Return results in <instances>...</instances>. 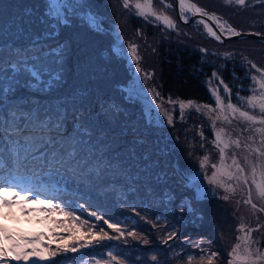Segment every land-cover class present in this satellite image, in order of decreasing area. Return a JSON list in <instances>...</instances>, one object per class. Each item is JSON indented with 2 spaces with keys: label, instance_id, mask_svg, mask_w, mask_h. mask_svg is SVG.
<instances>
[{
  "label": "trees",
  "instance_id": "obj_1",
  "mask_svg": "<svg viewBox=\"0 0 264 264\" xmlns=\"http://www.w3.org/2000/svg\"><path fill=\"white\" fill-rule=\"evenodd\" d=\"M23 1L24 17H20L17 15V8L21 5L17 4L18 0H0V6H5V10L0 8V44L4 46L0 57L6 61L16 60L14 52L23 50L25 56L19 59L26 58L30 65L35 64L41 70V77L37 81L27 74L18 75V85L9 94L7 103L18 106L20 113H32L35 119L31 130L22 135L38 132L47 138L53 137V140L66 137L56 140L51 147L53 151L49 148L47 153V159L52 157L50 162L62 184L59 201L78 198L76 195L80 192L90 210L101 211L103 215L97 222L87 220V225L94 231L91 244L96 243L89 251L65 250L62 245L54 260L73 263L96 258L99 260L94 264H207V256L216 252L213 264H227L230 243L235 239V232L231 237L225 233L235 225L230 202L216 194L208 195L204 188L186 180L185 177L190 176L186 175L185 168L193 166L196 156L193 154V158L187 159L181 155L180 149L177 151L175 144L186 142L185 153L198 149L199 154L203 152L200 142L184 124L173 125L177 134L186 135L180 138L175 135L170 139L176 148L169 151L171 156L165 154L158 137L149 131L136 108L121 97L119 80H115V66L103 51L108 44L106 38L99 37L91 42V48H84L82 40L78 39L82 37L76 32L60 31V35H55L56 31L43 27V22L38 21L40 14L34 0ZM192 1L219 13L241 31L264 34V0H247L243 6L223 0L218 3L217 0ZM88 3L98 10L100 16L115 22H124L122 17L135 10L133 7V10L131 7L116 10L113 0H89ZM170 4L173 19L180 25L176 28L199 31L194 26L180 24L173 0ZM133 16L135 22L130 20L129 23L143 36H148V18L151 23L156 21L149 16L145 19L136 15L134 11ZM25 20L27 25L23 23ZM18 26L23 29L17 30ZM92 32L95 33L93 28L85 32L90 39L93 38ZM232 44L246 51L243 57L238 55L240 49ZM216 45L218 50L210 48L216 54L178 45H174L173 51L165 56L160 54L156 86L160 96L166 100L193 101L209 107L216 104L214 92L226 100L231 95L230 98L238 103H241L240 98L252 95V88L258 89V86L251 80L255 73L251 65L256 53L264 51V43L240 39ZM5 69L9 77L14 74L7 64ZM225 87L228 92L224 91ZM12 99L15 101L10 102ZM41 121L47 127L42 129ZM60 129L62 132L57 131ZM205 131L204 143L211 138L209 131ZM74 136H77V148H73L72 143L67 148L66 142L73 141ZM28 155L22 151L21 166H16L17 169L22 167ZM240 190L238 187L234 193L227 194L243 202L247 195ZM94 193H97L96 201H91L89 196ZM189 204L192 211L188 210ZM108 224H116L119 231H113ZM101 229L108 237L116 238L99 239L103 234ZM130 230L134 235H128ZM172 233L175 235L168 239ZM76 242L78 240L75 246ZM153 256L156 260L152 259ZM189 256L193 257L191 262ZM201 256L205 257L204 261Z\"/></svg>",
  "mask_w": 264,
  "mask_h": 264
},
{
  "label": "rangeland",
  "instance_id": "obj_2",
  "mask_svg": "<svg viewBox=\"0 0 264 264\" xmlns=\"http://www.w3.org/2000/svg\"><path fill=\"white\" fill-rule=\"evenodd\" d=\"M88 1L89 0H83V6L80 8H76L75 14L69 15L67 17V24L60 25L55 30V35H60V31H74L78 34L79 37H82L78 39L82 40L84 48H89L93 40H97L99 37H105L108 44L106 43L103 51L104 53L106 51L105 54L110 56L111 63H113L115 66L116 71L114 72L117 73L115 80H119L118 85L121 88V97L127 100L129 103L131 102L130 105L136 108L139 113L140 119H142L148 125L149 131L154 132V136L158 137L157 141H159L161 148H164V153H167L171 156V153L169 151H173L177 146V151L180 149L182 152L181 155H185L187 159L193 158L194 154V156H196L194 158L195 162H193V166L185 168L186 175L190 177H196V180H194L196 186L202 189L204 188L208 195L213 196L214 194H216L218 198L221 199H223L222 197L224 195H229L225 191L223 192L222 188L215 187L214 185L209 184L205 179V176H211L212 172L214 171L211 165L217 164L219 162V150L213 143V141L215 140L214 132L219 130L220 128H223L224 139H229L228 134L230 133L231 139L234 140L239 138L241 140V149H236L233 146L226 150L227 158L225 160V163L231 164L232 153L236 152L237 158L240 159V162L243 165L244 162L242 156L247 155V152L243 150V144L247 141V137L253 136L255 139V143L252 144V147H258L260 143V134L253 133L252 131H244V129L247 127V124L239 120L238 113L236 114L237 118L233 119L231 112L227 110L226 106L229 101L232 100L233 105L239 107L241 110L248 111L252 115H258L259 110L249 108L247 106L246 100L244 103L234 102L233 99L230 98L231 95L229 94L230 97L227 100L224 98L221 99L225 108V114L229 115L231 119V123H228L223 119H216L217 115L220 113V109L216 107V104L213 106L205 107L191 101V107H185L184 109H181L180 104H188V102L180 100H166L160 96L159 90L156 87L159 71L158 60L160 58V54L165 56L168 52L173 51L175 47L174 45H178L181 47L186 46L188 48L205 52L207 54H216L213 50H218L219 47L216 44L221 43H218L214 39L208 37V35L203 30V26L200 23H197V25H192L196 27L197 30H199H195V32L188 28L183 29L175 27L171 29L162 22L157 21L154 16H149L153 21H156L154 23H151V20L148 18L147 23L150 26L149 28H147V30L150 29L149 35L143 36L135 26H132L129 23L130 20L135 22V19L132 18H135L133 16V11L134 14L137 15L136 9L133 10V8L131 7L133 11L122 17L124 22H115L112 19L100 16L98 10L93 9ZM165 1L168 2L166 4L171 5V0ZM218 1L220 0H217V3ZM223 1L225 2V0ZM245 2H247V0H245ZM34 3L36 4V8L40 14L38 21H44V13L46 11L45 0H34ZM17 4H21L17 8V15L20 17H24V1L18 0ZM113 4L116 10H118V7H124L120 0H113ZM0 8L5 10V6L3 5H1ZM152 9L157 13H163L169 18L171 17L173 22H175L172 16L173 13L171 7H165L164 4L160 3V0H152ZM211 12L214 13V11ZM168 13L171 16H169ZM214 14L223 17L219 13L215 12ZM88 15H93L96 18L97 23L95 25H91L89 23L87 19ZM184 15H188V12H185ZM218 21L222 23V26H224L223 28H226L224 30V33H232V31H229V29H232L233 27L231 24H227L221 19H218ZM23 23L24 25L28 24L26 20ZM40 24L41 23H39V26ZM121 26H123V28ZM43 27L48 30H52L46 23H43ZM88 28H93L95 30V33L92 32V39H90V36L85 33ZM16 29L22 30L23 28L21 26H18L16 27ZM108 38L110 39L108 40ZM209 40L213 41L214 43H211ZM130 45L136 46V54L138 56V60L132 59V54L129 52ZM229 45L230 44H227L226 46ZM232 45L240 49V53H238V55L240 57H243V53H245L246 51L240 48L237 44ZM210 48L213 50H211ZM225 53L230 54L228 52ZM246 57L247 56H244L245 59ZM254 57L255 61H252V64H257L256 66L258 68L264 69V51L257 52L256 56ZM137 67L141 69L140 72L136 71ZM254 71V75L259 76L255 68ZM257 94H259V91L257 92ZM135 104L137 106H134ZM197 108H199L200 111H197ZM169 116L172 117V121L174 124H169ZM213 121H215V126H213ZM180 123L184 124L186 130L189 131L191 135L197 139L198 142H200L199 145L203 148L202 153L198 154V149L194 150L193 153H190V151L188 152V150L187 153H185L187 148L186 142H176V146L175 144L172 145V141L169 142L170 139H174L175 135H178V138H180V136L183 137L184 135H186V133H183V135H180L179 133L177 134L176 129H174V126H176V124L179 125ZM253 127L264 126L256 124ZM205 130H208V134H210L211 136L210 140L206 143L203 142V132H206ZM76 138L77 136H74L73 141L69 139L68 142H66V147L68 148V146L72 143L73 148H77ZM247 142L251 143V141ZM168 145L169 148L167 149L166 146ZM194 148L195 146H192V149ZM204 156L208 157V161L205 164V168L201 169L200 160ZM251 159L254 160L255 157L253 156L251 157ZM101 166H103V164ZM45 169H53V167L49 166ZM94 174L95 173H93L92 175ZM245 174L249 177L248 186L246 187L241 183L238 186L241 189L240 191L247 195L249 188H251L253 193V202L257 203V207L259 208L260 206L264 207V205L256 200L255 188L251 183L252 177L250 169L246 168ZM255 179L257 180V182L264 180V176H261L259 174V170ZM17 183H19V185L16 187H22V189H20L18 196L13 195L11 197V199L15 203H13L11 209H0V213H11L9 216L0 214V222L4 221L7 225H9L7 229L14 236L18 235L24 236L27 239H34L37 233H41L42 235L37 241V246L39 250L45 255H50L49 251L53 252V249L54 252L57 253L62 245L67 246L68 249L75 247L76 251L85 252L89 251V248L96 244H91V240L94 236V231L92 227H89L87 225V220L92 219L94 220V222H97V216L103 217L101 211L92 210V212H95L97 216L90 215V213L92 212L89 211L90 208L86 203V200L82 198H72L71 200L65 202L57 201L54 203V205L52 204L54 210L50 209L49 207H46L45 204L35 202L36 198H34L30 194L33 192V189H35L32 181L23 179L15 180V185ZM227 183L232 184V181H227ZM238 187H236V189ZM26 195H29V197H26ZM49 197H53L54 199L58 198L53 194V192L48 193L43 198ZM89 197L91 201H96L95 197H97V193H94L93 196ZM229 197L230 200H225V202H230L231 210L235 214L233 215L235 225L229 228L230 232H227L225 229L224 231H226L225 233L229 237H231L235 232V239L230 243L231 248L237 242L236 237L243 235V233L238 231L239 225H245V231H247L248 228H256L257 225H261L258 231L252 232V239L260 241L259 245H254L253 247L258 246L262 251H264L263 212H254L250 205L245 206V204L243 202H240V200H238L236 196L229 195ZM238 197H241V195L239 194ZM65 205L69 206L63 207ZM21 207L24 209L23 211H21ZM60 208H63L64 210L60 211ZM245 211H250L251 213H246ZM130 232L132 233L131 230ZM77 240L78 242L76 243L78 244L75 246L74 244ZM82 245L87 246L82 247ZM26 250L31 252L30 247ZM54 259H56V255L51 259H46V261H52V263L55 264H94L97 260H99L96 258H84L82 261L71 263L67 261L63 262L62 260H57V262Z\"/></svg>",
  "mask_w": 264,
  "mask_h": 264
},
{
  "label": "snow or ice",
  "instance_id": "obj_3",
  "mask_svg": "<svg viewBox=\"0 0 264 264\" xmlns=\"http://www.w3.org/2000/svg\"><path fill=\"white\" fill-rule=\"evenodd\" d=\"M235 3L237 5L243 6L245 4V0H225V3L231 4ZM123 6L125 8L133 7L137 10V15L145 17L147 19L148 16H154L157 21L162 22L169 28H174L175 24L171 18L164 15L163 13H157L152 9V0H144L143 3L140 0H135L134 3H130V0H122ZM160 3L164 4L165 7H171L165 3V0H160ZM175 3V0H173ZM83 6V0H45V8L46 11L44 13L45 20L42 21L46 23L53 32L60 26L67 24V17L69 15L75 14L76 8H80ZM179 9H180V18L184 19L185 12L195 11L196 13H200L202 15H209L207 12H204L203 9L197 7L195 4L189 3L188 0H179ZM87 19L91 25H95L96 18L93 15H88ZM209 19H215L214 16L209 15ZM210 35H215L214 32L209 28L208 29ZM232 31V29H229ZM51 35L52 33H48ZM236 34V33H233ZM219 39V37H217ZM9 51H12L11 46H9ZM53 52L56 50L53 49ZM4 52V46L0 44V54ZM129 52L132 54L133 60H138V56L136 54V46L130 45ZM14 55L17 57L16 60H4L0 57V137L7 136V139L12 143H18V141L12 140L13 136L22 135L23 132L31 130V128L35 125V119L32 113H20V109L16 105H9L7 103L9 99V94L13 92L14 86L18 85L17 77L21 74H27L37 81H40L41 70L36 67L35 64L30 65L28 60L25 58L24 60L19 59L22 56H25V52L23 50L17 49L14 52ZM40 59L39 56L36 58ZM5 64H7L13 71V75L9 77ZM252 68L256 69V72L259 74L252 75L251 80L254 84L258 85V89L256 87L252 88V95L247 98H240L241 103H244L246 100L247 106L252 109H258V115H252L248 111L241 110L239 107L233 105L231 102L227 104V110H229L232 114V118L235 119L236 114L238 113V118L241 122L246 123L247 127L244 131H252L253 133L260 134V143L258 147H252V144L255 143V139L253 136L247 137V141H251L248 143L247 141L243 144V150L247 152V155H243V165L240 162V159L237 158L236 152L232 153L231 156V164H226L225 160L227 158L226 150L235 147L236 149H241V140L231 139V134L229 133V139H224V129L220 128L219 130L214 132L215 140L213 141L215 147L219 150V162L217 164H212L211 167L214 169L211 176H205V179L209 184L214 185L215 187H219L224 189L226 193H234L236 191V187H238L241 183L246 187L248 186L249 177L245 174L246 168L250 169L251 177H252V185L255 188L256 200H258L262 205H264V180L257 182L255 179L258 170L261 176H264V127H253L256 124L264 126V69L258 68L255 64L251 65ZM137 72H140L141 69L137 67ZM215 76V73H213ZM7 79V86L5 87V80ZM225 92H228V88L225 87ZM259 91V94L257 92ZM216 99V107L220 109V113L217 115L216 119H223L224 121L231 123V119L229 115L225 114V108L223 106V102L221 97L217 95L215 92L213 93ZM192 102L189 101L188 104L181 103V109L185 107H191ZM207 107V106H205ZM9 109V115L7 118L5 117L4 110ZM197 111H200L197 108ZM19 113V115H18ZM21 116L24 117L23 123L24 127L21 128ZM169 124L172 123V117H168ZM213 126H215V121H213ZM40 127L43 129L47 127L42 121L40 122ZM255 157V159H251V157ZM208 161V157L204 156L200 160L201 169L205 168V164ZM3 161H0V168H3ZM6 179L3 176H0V180ZM227 181H235L236 186L233 184L227 183ZM11 186L10 184L7 186H0V209L8 208L11 209L13 203H15L11 197L13 195L18 196L19 192H9L7 191V187ZM224 200H228L229 195H224L222 197ZM26 199V197H25ZM36 203H45L43 200L37 199ZM247 205H251V208L255 211L264 212V207H257V203L253 202V193L252 189L249 188L247 197L243 201ZM48 207L53 209V205L51 203V199H47ZM83 207V206H81ZM24 209L21 207V211ZM54 210V209H53ZM63 211V208L59 209ZM188 210L192 211V206L189 204ZM5 216H9L10 212L0 213ZM70 215V213H69ZM92 216H97L95 212L90 213ZM97 219H102V217L97 216ZM108 223L107 220L104 221ZM109 228H112L113 231H119V228L116 224H108ZM261 225H257L256 228H248L245 231V225L241 224L238 226V231L243 233L242 236H237V242L232 246L231 250L228 253V261L227 264H264V251H262L258 246L253 247L254 245H259V240L252 239V232L258 231ZM99 239L104 238H116V237H108L107 233L103 232ZM41 233H37L34 239H27L24 236H14L6 226L0 225V238L4 241L0 243V264H9V259L14 261H24L25 264H36V261H43L46 259H51L56 255V252H50V255H45L41 252L37 246V241L41 236ZM123 235V233H121ZM129 236L134 235L129 232ZM175 233L169 235L168 239H171ZM147 243V241H145ZM87 245H82V247H86ZM31 248V252L27 251V248ZM65 250L75 251V248L68 249L65 246ZM47 251V250H46ZM111 255V254H110ZM217 256L216 252H212L207 256V264H213L214 257ZM113 260L116 257H112ZM153 260H156V257H152ZM191 262L193 257H188ZM201 261H204L205 257L201 256Z\"/></svg>",
  "mask_w": 264,
  "mask_h": 264
},
{
  "label": "water",
  "instance_id": "obj_4",
  "mask_svg": "<svg viewBox=\"0 0 264 264\" xmlns=\"http://www.w3.org/2000/svg\"><path fill=\"white\" fill-rule=\"evenodd\" d=\"M189 3L195 4L197 7L204 10V12H207L209 15H212L215 17V19H209V15H202L200 13H196L195 11L188 12V15H184L185 18H180V9H179V0H175L174 9L176 12V16L179 19V21L184 25H191L193 22L197 21L200 22L203 26L204 32L208 35V37L214 39L218 43H225L229 40H240V39H255L258 41H261L264 43V34L258 32V31H241L238 28H232V33L227 34L223 31L226 28L220 27L218 25V19H221L223 21H227L224 17L218 16L214 14L213 12L208 11L207 9L201 7L200 5L196 4L192 0H188ZM211 29L212 32L215 33V35H210L208 29ZM236 33V34H233ZM219 37V39H217ZM186 180L189 183H194V180H196V177H185Z\"/></svg>",
  "mask_w": 264,
  "mask_h": 264
},
{
  "label": "flooded vegetation",
  "instance_id": "obj_5",
  "mask_svg": "<svg viewBox=\"0 0 264 264\" xmlns=\"http://www.w3.org/2000/svg\"><path fill=\"white\" fill-rule=\"evenodd\" d=\"M134 2H135V1H132V3H134ZM143 2H144V1H143ZM143 2H142V3H143ZM178 22H179L180 24H182L179 20H178ZM174 24H175V27H176V26H180V25L177 24L176 22H174ZM192 24H195V23H192ZM175 27H174V28H175Z\"/></svg>",
  "mask_w": 264,
  "mask_h": 264
},
{
  "label": "bare ground",
  "instance_id": "obj_6",
  "mask_svg": "<svg viewBox=\"0 0 264 264\" xmlns=\"http://www.w3.org/2000/svg\"><path fill=\"white\" fill-rule=\"evenodd\" d=\"M218 25H219L220 27H224V26H222V23H221L220 21H218Z\"/></svg>",
  "mask_w": 264,
  "mask_h": 264
}]
</instances>
